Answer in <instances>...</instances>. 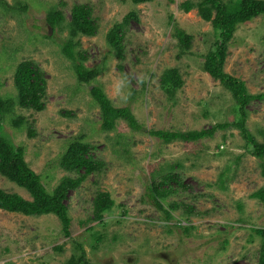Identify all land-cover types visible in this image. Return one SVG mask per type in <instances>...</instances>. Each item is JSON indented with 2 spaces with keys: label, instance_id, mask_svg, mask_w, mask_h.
<instances>
[{
  "label": "rangeland",
  "instance_id": "obj_1",
  "mask_svg": "<svg viewBox=\"0 0 264 264\" xmlns=\"http://www.w3.org/2000/svg\"><path fill=\"white\" fill-rule=\"evenodd\" d=\"M185 1L199 0L140 5L131 0H0V95L16 97L13 78L22 61L38 67L46 83L43 111L15 110L34 136L8 124L4 131L24 148L26 163L47 191L65 177H78L59 164L70 143L88 144L92 160L101 163L67 193L69 238L54 215L26 217L0 210V264H66L82 252L91 264H258L262 239L253 230L264 229V205L250 195L264 187V178L240 131L231 126L212 138L171 144L134 132L123 121L104 131L90 87L77 82L61 53L72 10L84 7L97 29L93 37L75 40L77 52L85 67L99 71L91 85L100 86L115 107H129L147 130L184 133L236 122L230 93L202 69L203 57L214 48L212 24L196 10L184 13L180 5ZM51 10L64 17L54 33L45 21ZM132 13L137 20H130L124 32L121 58L108 46L107 35ZM175 29L191 36L186 54L179 55ZM168 69L178 70L183 81L174 99L160 88ZM224 72L243 81L249 94L264 95V17L237 27ZM246 110L247 130L264 143V99L252 100ZM170 165L176 166L185 189L173 183L177 192L162 205L171 211V202L184 203L192 212L180 208L166 221L147 203L145 188L154 171ZM0 190L31 200L1 175ZM99 193L108 194L114 204L95 221L92 202ZM179 220L182 227L193 228L184 233L176 226ZM94 235L102 240L95 242Z\"/></svg>",
  "mask_w": 264,
  "mask_h": 264
},
{
  "label": "trees",
  "instance_id": "obj_2",
  "mask_svg": "<svg viewBox=\"0 0 264 264\" xmlns=\"http://www.w3.org/2000/svg\"><path fill=\"white\" fill-rule=\"evenodd\" d=\"M152 1L131 0L134 5ZM26 8L22 6V9ZM180 9L184 13L196 10L203 21L212 24L215 33L214 48L203 57L204 63L202 69L230 93L237 109L238 119L236 122L218 124L210 129L184 133L147 130L138 123L129 107H115L100 86L91 85L96 80L99 71L85 67L83 64L85 60L84 56L77 52L79 43L75 40L84 36L93 37L97 29L90 17V10L84 7L73 8L71 20L65 26L68 31V39L62 42L61 53L70 62L77 82L90 87L89 94L101 114L100 127L102 130L111 132L115 129L117 121H123L134 132L143 133L163 144H171L174 142H197L205 138H212L217 130H224L233 126L240 131L244 141L251 146V154L259 160L261 176L264 178V143L257 142L247 130L246 125L248 119L247 105L252 100L264 99V95L249 94L243 81L233 78L224 72L228 44L235 30L239 25L248 23L257 17H264V0L185 1L180 5ZM133 19L137 20L133 13L127 15L124 22L117 24L107 35L108 46L121 58L123 54L122 40L124 32L129 21ZM45 21L48 30L54 33L57 30L60 31L64 23V17L60 11L51 10L48 12ZM173 37L177 40L179 55L188 53L191 36L187 35L183 30L175 29ZM13 79L17 91L16 97L13 99L0 95V175L15 184L18 188L26 191L31 200L23 199L15 193H7L0 190V210L26 217L54 215L61 223L64 236L69 238L71 219L68 216V208L65 203L67 193L71 190H76L88 175L100 169L101 163L92 160V156L88 152V144L80 141L70 143L65 153L61 156L59 164L65 171L76 173L78 177L76 179L65 177L52 191H47L42 184L40 176L35 174L26 163L24 148L15 145L8 133L4 131V125L8 124L17 132L25 130L28 138L34 136L31 127L25 129L26 119L15 110L18 107L22 110L43 111L46 83L38 67L28 61L19 63L14 72ZM182 86L183 81L178 75V70L168 69L162 73L160 88L170 99L175 98L177 91ZM176 166L178 167L179 165L176 164ZM176 166H165V169H160L157 173L154 171L145 188L147 203L162 212L166 221L173 219L170 212L177 211L180 208L184 209L185 214L192 212L191 207L184 203L171 202L168 205L171 211L166 210L162 205L164 199L177 192L172 186L173 183L185 189L175 172L174 168ZM156 174L159 175L158 182H155ZM250 198L258 200L264 205V187L253 192ZM113 204L108 194H97L92 202L93 219L101 221L103 213L109 211ZM176 222L177 227L184 228V233L188 232L189 228H193L192 226L189 228L182 227L181 220ZM253 232L262 239L258 264H264V229H254ZM93 238L98 243L102 240L101 235H94ZM66 264L91 263L86 259L85 253L82 252L78 258H71Z\"/></svg>",
  "mask_w": 264,
  "mask_h": 264
},
{
  "label": "water",
  "instance_id": "obj_3",
  "mask_svg": "<svg viewBox=\"0 0 264 264\" xmlns=\"http://www.w3.org/2000/svg\"><path fill=\"white\" fill-rule=\"evenodd\" d=\"M51 31V30H50Z\"/></svg>",
  "mask_w": 264,
  "mask_h": 264
}]
</instances>
